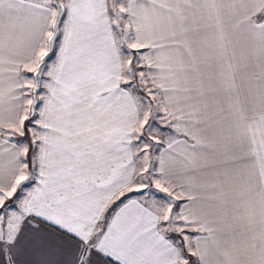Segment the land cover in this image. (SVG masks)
<instances>
[{"label":"snow or ice","instance_id":"1","mask_svg":"<svg viewBox=\"0 0 264 264\" xmlns=\"http://www.w3.org/2000/svg\"><path fill=\"white\" fill-rule=\"evenodd\" d=\"M0 264H264V0H0Z\"/></svg>","mask_w":264,"mask_h":264}]
</instances>
